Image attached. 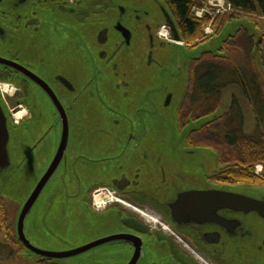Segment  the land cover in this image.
<instances>
[{
    "label": "water",
    "instance_id": "obj_1",
    "mask_svg": "<svg viewBox=\"0 0 264 264\" xmlns=\"http://www.w3.org/2000/svg\"><path fill=\"white\" fill-rule=\"evenodd\" d=\"M113 1L119 5V9H110L106 13L104 24L90 23L77 27L80 31L84 30L80 36L77 34L79 46L83 49H80L81 53L76 61V64L79 62V67L70 71L69 80L66 76L58 74V79L64 86L62 91L73 88L71 78H75L79 89L80 97L71 118L68 117L65 107L53 89L52 80L49 79L53 70L60 69L63 72L66 66L65 57L69 53L66 48L69 45H62L66 28L57 27L55 32L52 30L51 33L48 29L47 33L52 37L44 36L37 42L27 43L24 38L15 39L20 41L17 46L23 50V61L30 64L31 68L11 61L6 49L0 46V68H16V71L29 80L32 88L39 94L41 92L53 105L57 114L38 115L31 126L22 125L14 129L7 120L6 110L0 102V180H11L13 184L20 180L30 182L27 187L30 188L27 194L25 191V198L16 214L14 229L16 239L24 247V252L33 254L35 259L44 258L59 263L71 260L73 264H122L120 258L115 257L123 252L120 247L116 248V252L108 250L104 245L102 252L96 254L92 260L88 256L91 249L122 239L131 240L135 245L125 264H156L154 255L142 245L141 237L127 232L111 233L79 245L78 241L75 242V231H87L88 226L81 219L77 220L76 225L71 211H68L74 206L75 200L72 194L73 175L70 167L73 168L75 163L80 164V171L89 172L93 182L104 180L106 176L126 181V175L120 173L124 172L123 167L137 170V177L140 162H169L171 157L168 153L175 145L173 138L177 128L169 126L162 113L175 98L179 107L186 89L185 83L181 88L182 93L179 94L177 85L170 82H179L182 77L185 78L192 60L199 59L207 52L218 54L223 41L229 36H235L241 28L256 37L252 54L257 70L261 69L258 50L262 42V32L257 36L254 31L259 30L249 31L247 27L242 26L243 21L249 22L246 19L232 20L225 24L222 31L214 36L219 39L215 41L217 45L214 48L204 49L199 46L191 54L185 55L180 48L186 45L182 42L173 16L163 0ZM134 15L139 19L134 18ZM232 22L236 24L219 38ZM158 23L171 27L169 41L154 36V28ZM251 25L255 28L252 23ZM0 30H3L1 25ZM95 36L99 43L98 49L104 52V57H98L95 50H91L94 45L92 38ZM0 40L6 47H11L14 41L7 37H1ZM122 42L125 44L117 56L106 63L105 60ZM158 42L165 45L160 46ZM151 59L153 62L150 63ZM164 61L167 66H164ZM71 62L72 60H69V63ZM160 72L164 74V80L159 78ZM166 78L170 84H167ZM88 80L91 83L85 88L84 84ZM34 97L39 101L37 108L39 106V109L46 112L39 95L34 93ZM62 97L64 100L68 99L65 93ZM213 117L190 122L183 128V141L190 131L209 122ZM50 126L53 127L52 130L43 138ZM113 127L114 131L111 130ZM118 129L123 132L122 139L110 140L109 137L113 136L111 133H119ZM95 131L101 140L108 139L114 142L116 147L111 150L108 142L93 144L89 133ZM41 138L43 140L29 154L32 145ZM187 152L189 153V150ZM122 159L137 162H121ZM148 164L151 165L152 162ZM132 178L135 177L129 175L127 180L133 182ZM88 181L92 183L90 179ZM85 187L83 185L81 189ZM236 189L240 193L225 189L185 191L172 204L173 211L177 215L184 213L187 217H195V220H200L201 217L213 218L212 220L222 222L223 225L226 223L225 219L215 214L220 208L254 211L264 219V192L256 193L251 189L239 187ZM27 223L35 226L39 234L38 242L27 235ZM39 245L66 247H54L56 250H52Z\"/></svg>",
    "mask_w": 264,
    "mask_h": 264
},
{
    "label": "flooded vegetation",
    "instance_id": "obj_2",
    "mask_svg": "<svg viewBox=\"0 0 264 264\" xmlns=\"http://www.w3.org/2000/svg\"><path fill=\"white\" fill-rule=\"evenodd\" d=\"M110 9L118 10L119 5L113 0H0V25L3 27V30H0V38L7 37L14 40L11 47H6L0 40V46L6 49V54L11 61L31 68L30 64L23 61L21 56L23 50L17 46L20 41L15 39L24 38L27 43L37 42L44 36H51V31L55 32L57 27L66 28L65 39L62 42V45H69L66 48L69 51L67 58L65 57L66 66L63 72L60 69L53 70L49 79L52 80L53 89L69 118L73 116L80 93L75 78H71L72 91H62L64 86L58 79V74L66 76L69 80L70 71L79 67V62L76 64V61L82 48L79 46L77 34L80 36L84 30L80 31L77 27L90 23L104 24L106 13ZM134 18L139 19L137 15H134ZM162 26L164 28H161ZM48 29L50 33H47ZM154 29L155 37L162 35L161 31L167 29L171 39L169 25L158 23ZM93 38L94 45L91 50H95V55L98 57H104V52L98 49L99 43L96 36ZM124 44V42L120 43L105 62L109 63L114 59ZM158 44L165 45L163 42ZM69 60L72 62L69 63ZM151 62H153L152 59ZM13 68H0V102L6 110L7 120L12 127L16 129L22 125L31 126L38 115L57 116L53 105L43 94L33 89L29 80ZM190 79L191 71L188 69L187 88ZM90 83V80L85 82V88ZM232 86L238 87L232 84L222 90L221 103L217 112L224 111L228 106H225L222 97L224 92ZM34 93L39 95L40 102L46 107V112L39 109V106L37 108L39 101L34 97ZM63 93L68 97L67 100L63 99ZM231 97L232 94L230 99ZM52 128L50 126L46 129L43 138L48 136ZM111 130L114 131V127ZM118 130L119 133H111L113 136L109 137L110 140L122 139L123 132L121 129ZM177 130L180 132L183 127ZM89 135L93 144L108 142L111 150L116 147L115 143L108 139L101 140L96 131ZM43 138L32 145L29 154L37 148ZM184 145H189L186 138ZM176 150L175 144L168 153L171 157L169 162L158 160L140 162L137 177V170L123 167L124 172L120 173L126 175V181L106 176L104 180L93 182L92 175H88L89 172L80 171L78 166L80 164L75 163L73 168L70 167L73 175L72 194L75 200L74 206L68 211H71L76 225L77 220L81 219L88 226L87 231H75V242L78 241L79 245L111 233L127 232L141 237L142 245L154 255L156 264H264V219L254 211L244 212L234 208L217 209L215 214L225 219L224 225L222 222L212 220L213 218L201 217L200 220H195V217H187L184 213L177 215L173 211L172 204L185 191L225 189L240 193L236 189L237 185L221 182L220 177L216 175L220 168L210 170L213 166L210 167L208 162H180V159L187 155L176 154ZM184 153L188 154L185 150ZM103 156L106 157V155ZM121 162L137 161L122 159ZM148 162L152 164L149 165ZM129 175L135 177L132 178L133 182L127 180ZM89 179L92 183H89ZM78 185H80L79 188H77ZM83 185L86 187L81 189ZM104 245L110 251L117 252V247L123 249L122 255H115L117 259L120 258L122 264L128 262L135 249L131 240L119 239L91 249L88 253L89 258L92 260L96 254L101 253Z\"/></svg>",
    "mask_w": 264,
    "mask_h": 264
},
{
    "label": "trees",
    "instance_id": "obj_3",
    "mask_svg": "<svg viewBox=\"0 0 264 264\" xmlns=\"http://www.w3.org/2000/svg\"><path fill=\"white\" fill-rule=\"evenodd\" d=\"M207 0H163L177 25L181 40L189 48L217 36L228 22L246 19L262 32L258 54L260 71L253 58L255 35L241 28L235 36H229L218 49V54L204 53L192 60L188 69L191 79L178 107V127L192 121L214 116L209 122L186 135L191 147H207L218 153L220 171L216 174L227 185H250L264 187V0H226L231 10L223 15L196 17L193 7H202ZM213 34L203 33L207 24ZM239 60L232 59L234 52ZM193 71V72H192ZM236 84L239 94L232 93L226 109L217 112L221 103L222 90ZM243 104L253 109L256 133L244 130ZM262 164V171L255 166ZM0 239L11 248L13 254L24 251L16 239L14 220L10 222L5 197L0 193ZM35 264H61L37 258Z\"/></svg>",
    "mask_w": 264,
    "mask_h": 264
},
{
    "label": "rangeland",
    "instance_id": "obj_4",
    "mask_svg": "<svg viewBox=\"0 0 264 264\" xmlns=\"http://www.w3.org/2000/svg\"><path fill=\"white\" fill-rule=\"evenodd\" d=\"M223 14L224 13H218L216 15H223ZM243 22H244L243 23L244 25L242 26L247 27L249 31H254V29H256L252 27L251 23L246 22V21H243ZM235 24L236 22H232L229 26H227L226 29L223 31V33L219 36V38L223 37L227 29L232 28L233 25ZM207 25L211 26L210 28L212 32L206 34L204 32V27H203V33L206 35L213 34L214 30H213L212 25L210 23ZM163 31H166L167 33H169L167 29H163ZM259 32L261 31H254V33L257 36H259L260 34ZM216 40H219V39H217V37H213L212 39L199 43L198 45L194 47L189 48L188 46H185L186 48L182 47L180 48V50L185 55H189L191 54V52L198 49L199 46H202L204 49L214 48L215 45H217V42H215ZM239 58L240 56L235 51L232 56V59L236 61L237 60L241 61V59ZM164 62H165L164 66H167L166 61ZM159 78L161 80L165 79L164 74H162V72H160ZM166 81H167V78H166ZM187 81H188V70H186L185 78L182 77L179 82L175 81V82H170V83L177 85V88H178L177 93L181 94L182 85L184 86L185 83L187 84ZM168 83H169V80L167 81V84ZM232 93L239 94V89L235 86H232L229 88L228 91L224 92L222 98H223V101L225 102V106L229 104L230 94ZM178 103L179 102H177V98L173 99L171 105L167 106L166 107L167 109L164 110L162 113L164 117L167 119L166 122L169 123V126H173L174 128H179L178 123H177V112H176L178 108ZM243 110H244V115H245V124H244L245 132L248 134L256 133V124H255V117H254L253 109L249 108L248 105L243 104ZM184 131H185L184 129L180 132L178 130L176 132L174 131V138H173V143L176 144V149H177L176 154L181 153V154L187 155V157L181 158L180 162H208L210 167L213 166V168L210 170H215L216 168H220L221 164L219 163L218 153L214 151L213 149L207 148V147H191L189 145L187 146L184 145V141L182 139ZM184 150L185 151L189 150V153L185 154ZM29 184H30L29 181H24V180L14 182V184L11 183V180H8V181L0 180V193L5 197V204L9 211L10 222H12V220L15 219L18 209L20 207V204L24 200L25 195L27 194V191L30 188V187L27 188ZM237 187L251 189L252 191H255L256 193L264 192V187H257V186H250V185L246 186L244 184L237 185ZM257 188H260V189H257ZM25 191H26V194H25ZM25 229H26V233L28 236L30 235L34 241H37V242L39 241V237H38L39 234H37V231L34 225L30 226V223L29 225L27 223V226L25 227ZM39 247L56 250L54 247L63 248V247H66V245H49V246L39 245ZM0 264H35V257L33 254L29 252L13 254V252H11V248L7 245V243H5L3 240L0 239ZM61 264H73V263L71 260L69 261L67 260L66 262L61 261ZM82 264H86V263H82Z\"/></svg>",
    "mask_w": 264,
    "mask_h": 264
},
{
    "label": "built area",
    "instance_id": "obj_5",
    "mask_svg": "<svg viewBox=\"0 0 264 264\" xmlns=\"http://www.w3.org/2000/svg\"><path fill=\"white\" fill-rule=\"evenodd\" d=\"M231 10V5L226 0H207L204 6L202 7H193L192 12L198 18H201L203 15L213 16L218 13H225ZM210 25L204 27V32L206 34L212 32ZM262 171V165L257 164L255 166V172L260 173Z\"/></svg>",
    "mask_w": 264,
    "mask_h": 264
},
{
    "label": "bare ground",
    "instance_id": "obj_6",
    "mask_svg": "<svg viewBox=\"0 0 264 264\" xmlns=\"http://www.w3.org/2000/svg\"><path fill=\"white\" fill-rule=\"evenodd\" d=\"M161 33H162V35H161L162 37L167 36V34H168L166 31H163V30L161 31Z\"/></svg>",
    "mask_w": 264,
    "mask_h": 264
}]
</instances>
